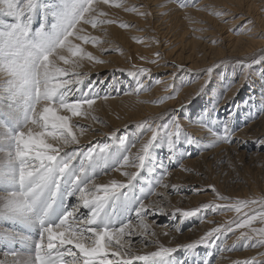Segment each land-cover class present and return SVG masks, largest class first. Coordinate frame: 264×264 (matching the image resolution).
Masks as SVG:
<instances>
[{
  "label": "snow or ice",
  "instance_id": "1",
  "mask_svg": "<svg viewBox=\"0 0 264 264\" xmlns=\"http://www.w3.org/2000/svg\"><path fill=\"white\" fill-rule=\"evenodd\" d=\"M178 3L181 8L196 7V0H178ZM103 6L121 8L124 4L123 0H58L44 8L45 16L50 13L52 22L34 28L33 19L41 9L39 0H0V10L14 21L0 25V222L23 229V232L0 231V241L20 244L26 253H9L14 257L13 264H188V254L200 245L222 236L227 239L229 233L235 235L237 230L240 231L236 240L244 241V248L264 249V197L233 202L211 184L208 187L217 199L229 203L210 202L191 210L178 209L180 219L224 209L235 211L236 217L181 246L166 247L158 240L148 239L157 233L146 217L168 213L162 201L145 203L152 195L163 197L162 193L149 188L147 192L141 189V195L137 196L133 193L134 181L151 164L152 150L158 143L166 148L171 162L178 159L181 137L189 146L197 143L194 136L184 134L175 113L163 123L145 120L136 125L151 135L135 154L131 153V148L136 143L129 145L126 140H121L118 148L105 143L86 150H66L80 143L74 129L81 134L87 130L74 122L73 117L90 116L93 121H99L90 111L100 98L99 93L91 88L82 91L81 86L89 77L78 69L84 59L104 63L83 47L103 43L98 37L87 34L86 26L96 29L116 23L108 18ZM125 10L137 11L135 8ZM138 14L149 15L148 12ZM211 14L227 13L212 11ZM155 55L160 58V53ZM158 59L148 62L155 64ZM261 63H264V54L250 64L240 62L245 78L251 64ZM206 71L210 74L213 69ZM149 72L147 68H140L132 75ZM137 83L138 94L143 85L140 81ZM172 98H158L154 103ZM205 126L213 138V146L232 142L234 130L229 123L225 122L220 131ZM259 143L264 146V139ZM127 168L136 171H124ZM110 170L120 172L126 181L113 179L109 183H98L97 177ZM157 185L169 187L162 183V178ZM171 187L176 190V185ZM243 209L248 211L242 212ZM132 213L138 221L135 225ZM172 215L175 217V213ZM257 222L260 227L253 226ZM135 236L141 238L145 247L156 244V250L136 254L133 251ZM234 245L235 241L231 246L226 244L221 252L234 250ZM180 250L184 251L185 259L176 262L172 256ZM203 264L210 262L205 258ZM234 264H264V251Z\"/></svg>",
  "mask_w": 264,
  "mask_h": 264
},
{
  "label": "rangeland",
  "instance_id": "2",
  "mask_svg": "<svg viewBox=\"0 0 264 264\" xmlns=\"http://www.w3.org/2000/svg\"><path fill=\"white\" fill-rule=\"evenodd\" d=\"M201 1L196 0V5ZM208 1L203 4L205 10L197 9L199 12L196 13L192 9L194 7H187L185 10L181 8L178 0H123L124 7H104L109 14L108 18L114 19L116 23L96 29L86 26L87 29L89 27L87 34L103 41L96 46L83 45L86 51L104 61L93 62L96 69H105H95L81 86L84 92L91 88L94 93H99L100 98L96 99L98 104L90 110L91 115L98 117L99 121H93L90 116L73 117L74 122L85 126L87 130L81 134L78 129H74L83 143L69 146L66 150H86L105 143L118 148L121 147L120 141L126 140L129 145L136 143L131 148L134 154L151 135L150 132H142L136 125L145 120L163 123L173 113L179 117L184 134L192 135L197 140L196 144L189 146L181 137L177 147L178 159L175 162L167 159L166 148L158 143L152 150L151 164L134 181L133 193L137 196L141 195V189L147 192L149 188L155 193L163 194V197L152 195L145 203L162 201V206L168 213L146 217L152 230L157 233L155 237L148 239L158 240L166 247L194 242L212 227L224 224L238 215L235 211L226 209L208 210L181 220L178 209L191 210L210 202L229 203L218 200L208 185H215L220 194L230 197L233 202L237 199L264 197V146L259 143L260 139H264V63L251 64L247 78L240 67V62L250 64L254 58L264 54V0H216V4L214 0H210L211 4ZM56 2L58 0H39L41 9L33 19L34 28L42 23L52 22L51 14L45 16L44 8ZM211 5H214L215 10ZM126 8H135L137 11L125 10ZM212 11L227 14L217 19V15L213 17L210 14ZM138 12H148L149 15H139ZM249 20L252 21L251 24L248 23ZM2 21L14 22L1 10L0 24ZM121 24L128 26L121 27ZM248 29L254 34H249ZM102 49L113 50L104 52ZM156 53H160L159 59ZM153 59H158V63L148 62ZM81 63L89 64L92 61L85 60ZM112 67L116 70L110 72L107 80L100 81V77ZM140 68L149 69V74L132 75ZM208 68L213 69L210 74L206 71ZM167 75L170 78L164 81L162 78ZM138 81L142 83L143 90L137 94ZM157 81L161 83L158 84ZM233 88L235 91L230 94ZM130 90H133L131 94L136 97L147 95L144 105L138 107L135 100L127 99L126 94H130ZM105 95L108 96L106 100L103 99ZM168 96L174 98L154 103L158 98ZM114 98L120 100L115 103L107 101ZM122 98L126 100H121ZM122 101H127L129 108ZM225 122L234 130L233 140L231 143L213 146V138L205 125L220 131ZM181 155L182 158H179ZM134 171L136 169H130V172ZM114 175V171L110 170L98 176L97 181L109 183ZM120 178L122 177L116 180L121 181ZM161 178L162 183L169 186L167 189L157 185ZM125 181L126 179L121 182ZM172 185H176L175 191L172 190ZM72 202L75 203V200ZM244 211L248 209H243L242 212ZM131 219L134 225L138 223L134 213L131 214ZM253 226L261 225L257 222ZM177 228L180 230L177 231ZM4 230L23 232L19 225L6 221L0 222V231ZM239 231L235 235L229 233L227 239L222 236L209 244L200 245L188 254V264H203L205 258L210 264H234L237 260H244L255 256L258 251H264L244 248V241L236 240ZM165 232L168 235H164ZM133 241V251L136 254H146L157 248L156 244L145 247L141 239ZM234 241V250L221 252L225 244L231 246ZM12 252L26 255L20 244L0 241V264H13L14 257L9 254ZM172 259L176 262L184 260V251H177Z\"/></svg>",
  "mask_w": 264,
  "mask_h": 264
},
{
  "label": "bare ground",
  "instance_id": "3",
  "mask_svg": "<svg viewBox=\"0 0 264 264\" xmlns=\"http://www.w3.org/2000/svg\"><path fill=\"white\" fill-rule=\"evenodd\" d=\"M205 1L206 0H202L201 2H200V4H198V5H196V7H194V8H192L193 9V11H195L196 13H198L199 12V10H205V7H203V4H205ZM212 1V0H211ZM216 0H214V2H215ZM220 1V0H219ZM219 1H218V3H219ZM222 1H224V0H222ZM208 2H210V0L208 1ZM210 4H211V2H210ZM215 4H216V2H215ZM253 4V3H252ZM212 7L211 8H213L214 7V5H211ZM103 7H106V6H103ZM219 7V6H218ZM233 7V6H232ZM216 8V7H215ZM188 9V8H187ZM197 9H199L198 11H197ZM207 9V8H206ZM184 10H185V8H184ZM189 10H190V8H189ZM210 10H212V9H210ZM213 10H215L214 8H213ZM191 11V10H190ZM193 11H191L192 13H193ZM209 11V10H208ZM203 11H201V14H203L202 13ZM0 13H1V10H0ZM207 13V12H206ZM209 13V12H208ZM212 13V12H211ZM210 13V14H211ZM190 14V13H189ZM188 14V15H189ZM193 14H195V13H193ZM212 15V14H211ZM194 16V15H193ZM163 17V16H162ZM171 17V16H170ZM189 16H187V19H189L188 18ZM213 17H214V15H213ZM216 17V16H215ZM219 16H217V19H219L218 18ZM221 17V16H220ZM180 19V18H179ZM179 19H178V21H179ZM198 19H201V18H198ZM203 19V18H202ZM216 19V20H217ZM13 20V19H12ZM182 20H184V19H182ZM174 21V20H173ZM194 21V20H193ZM167 22V21H166ZM169 22V21H168ZM183 22V21H182ZM188 22H190V20L188 21ZM237 22V21H236ZM9 23V22H8ZM194 23V22H193ZM4 24H7V23H5L4 21H2V23L0 24V25H4ZM175 24V23H174ZM195 24V23H194ZM235 24V23H234ZM177 25V24H176ZM197 25V24H196ZM231 25V24H230ZM234 26V25H233ZM90 27V26H89ZM89 27H88V29H89ZM87 28V27H86ZM87 29V30H88ZM231 29V28H230ZM242 29H244V28H242ZM203 32V31H202ZM251 33H253L254 34V32H250L249 34H251ZM252 34V35H253ZM247 35V34H246ZM262 35H263V33H262ZM250 37H251V35H250ZM249 37V38H250ZM253 37V36H252ZM244 38V37H243ZM238 39H239V37H238ZM236 40V39H235ZM250 40H253V38H250ZM196 41V40H195ZM197 42V41H196ZM76 43H77V41H76ZM79 43V42H78ZM191 43H193V42H191ZM247 43H248V41H247ZM251 43H252V41H251ZM261 44V43H260ZM249 48V47H248ZM85 60H87V59H84V60H82L83 62H85ZM88 63V62H87ZM86 64V63H85ZM84 63H81V67L78 69V71L79 72H81V73H87L88 75L89 74H92L93 72H94V70L96 69V66H95V64L92 62V63H89V64H86L85 65ZM105 69V67H100V68H97L96 70L97 71H101V70H104ZM114 70H116V68L115 67H112L111 69H109V70H106L107 72H106V74H104V75H102L100 78H101V80L100 81H103V80H107L108 79V77H109V75H110V72H113ZM109 73V74H108ZM119 74H120V77H122V74H121V72H119ZM168 74V73H167ZM172 76V75H171ZM170 78V75H167V76H164L162 79H164V81H165V79H169ZM95 79V78H94ZM161 79V80H162ZM99 81V80H98ZM160 83H161V81H160ZM165 83H167V81L166 82H164L163 84H165ZM159 84V83H158ZM157 84V85H158ZM235 89H236V87H234ZM233 88V90H231L230 91V94H232L233 93V91H235V89ZM133 90H134V87L132 88ZM133 90H130V94H126V97H127V99L128 100H135L136 102H137V104H136V106L138 105V107L139 106H141V105H144V103H145V101H144V99H146V96L147 95H145V94H143V95H140V96H134V95H132L131 93H132V91ZM230 90V89H229ZM125 92V91H124ZM248 94H250V93H248ZM125 96V95H124ZM117 98V97H116ZM116 98H114V99H111V100H107L108 102H112V103H115V102H117L118 100H120V99H116ZM142 101H141V100ZM121 100H126V98L125 99H121ZM225 100H223V102H224ZM121 102V101H120ZM126 102L127 101H122V104L123 105H126ZM135 102V103H136ZM128 103V102H127ZM98 104V102L96 101L95 102V104L93 105V108L96 106ZM119 105V104H118ZM129 105H130V102H129ZM135 105V104H134ZM224 105V104H223ZM127 107H128V105H126ZM132 106V105H131ZM129 108V107H128ZM131 110V109H130ZM133 110V109H132ZM95 137V136H94ZM83 140H81L80 141V143H83L82 142ZM79 143V144H80ZM72 146H75V145H72ZM137 146H139V145H137ZM140 149V148H139ZM138 152V149H136L135 150V152H134V154L135 153H137ZM132 153V152H131ZM130 169L131 168H127V169H124V171H128V172H130ZM114 173H115V175L114 176H112V178H110L109 179V182L111 181V180H113V179H117L118 177H122V178H120L121 179V181H123L124 179H127L125 176H123V175H121V173L120 172H117V171H114ZM116 176V177H115ZM120 181V180H119ZM98 183H100L99 181H97ZM162 188V187H161ZM158 200V199H157ZM153 201V200H152ZM167 206V205H166ZM215 215V214H214ZM135 239H138V240H140L141 238L139 237V236H135V237H133V240H135ZM226 245V244H225ZM225 256V255H224ZM223 256V257H224ZM227 257V256H226ZM222 259V258H221Z\"/></svg>",
  "mask_w": 264,
  "mask_h": 264
}]
</instances>
